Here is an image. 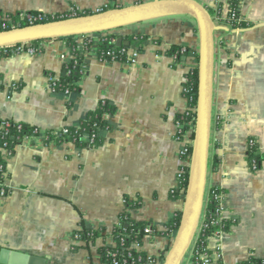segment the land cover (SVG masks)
<instances>
[{
    "label": "crops",
    "instance_id": "0c3cea01",
    "mask_svg": "<svg viewBox=\"0 0 264 264\" xmlns=\"http://www.w3.org/2000/svg\"><path fill=\"white\" fill-rule=\"evenodd\" d=\"M148 1L153 0H0V11H97L115 4L107 10L112 12ZM194 1L213 8L223 2L226 15V0ZM240 10L248 23L244 27L213 19L209 157L216 156L219 165L208 171L206 187L223 190L224 214L231 224L209 236L207 247L213 251L219 245L222 264L264 258V0H242ZM108 32L147 38L127 45L128 54L142 46L136 63H130L104 61L95 46L85 50L86 39L98 42L106 31L76 37L84 62L79 90L55 91L50 86L48 75H62L64 63L73 57L62 38L42 40V50L35 53L0 57L1 118L61 128L77 125L102 99L114 106V112L105 115L112 127L102 131L98 146L22 142L6 159L9 193L0 197V243L47 255L50 264H105L98 248L115 244L112 228L126 210L125 196L140 198V205L129 209L131 217L158 229L188 205L187 194L171 195L181 165L192 164V159H182L184 142L177 135V118L188 107L185 59L166 51L173 44L198 51L197 21L187 13L161 12ZM251 142L260 154L257 166L249 157ZM100 226L106 227L105 235L94 242L73 236L81 227ZM176 232L145 238L138 250L165 260ZM179 264H196L192 244Z\"/></svg>",
    "mask_w": 264,
    "mask_h": 264
},
{
    "label": "trees",
    "instance_id": "16d2710c",
    "mask_svg": "<svg viewBox=\"0 0 264 264\" xmlns=\"http://www.w3.org/2000/svg\"><path fill=\"white\" fill-rule=\"evenodd\" d=\"M241 1L242 0H226L227 11L225 17H223L224 3L217 2L216 7H210L204 5L210 16L215 19L219 18L220 22L230 23L233 27H244L248 25L247 21L241 18ZM115 4H108L103 6L97 11L93 10H81L73 7L63 13H46L39 10H31L33 12L41 13L42 18L39 22H51L65 20L69 18H77L92 15L98 12H104L109 9L115 8ZM26 25L22 23V26ZM103 35L98 42L94 40L86 39L85 50L90 47L95 46L98 51L100 59H107L108 61L118 60L122 62H128V56L126 50L127 45L118 46L116 43L111 41V38L122 36L127 39L130 43H135L137 40H143L147 38L146 34L136 33V34H122L108 32ZM101 33V32H94ZM87 36V34H79L72 36L60 37L67 41L68 46L71 48L73 57L69 62L64 63V73L60 75L57 79L51 81V88L55 91L70 92L73 90H79L78 80L84 73L83 66V53L77 47L76 37ZM44 39L34 40L31 43L34 47L40 51L42 46L40 42ZM138 44V43H136ZM18 44L1 46L0 47V57L10 56L19 52ZM138 51H141V45L138 46ZM181 47L180 45L173 44L166 51L167 54H173L176 50ZM109 53V54H108ZM186 59L184 65L186 67L185 71V81L184 86L187 89L188 107L192 108L194 113H196L197 104V93H198V51L190 46H188V51L186 52ZM180 55L178 58L181 59ZM114 106L107 99H102L98 102L97 106L89 110L87 114L80 119L77 125H68L67 132L63 131L61 128H45L42 129L36 125L22 122L20 130H16L15 126L11 127L12 132H16L21 137L25 134H35L49 136L45 139V143L49 144L51 142L61 143V142H72L77 146L83 147H94L98 146L103 141L102 131L104 129H109L112 127L111 123L106 118L107 113H113ZM2 119L0 117V123ZM221 125V124H217ZM88 135L86 138L85 135ZM191 139H194V131L190 135ZM3 138H0L2 141ZM11 144V143H10ZM249 157L251 160L256 161V166L260 161V154L256 152L255 142L249 143ZM193 155V145L191 143L187 144V150L181 155L184 161H191ZM219 165V160L216 156H210L208 160V171L217 169ZM181 172L178 176V183L174 190L171 192L173 197L186 196L188 193L190 185L191 176V166L190 163H184L180 167ZM223 192V190L217 186L206 187L204 194V205L202 209V218L198 226L195 238L192 242V261L196 264L204 263V259L200 256L202 254L207 255L211 259V250L207 247L208 237L211 236L217 227H222V230H228L231 224V220L228 218L223 219L218 224H214L217 219L216 209L218 207V200L215 199L214 195L216 192ZM126 210L120 213L119 221L112 228V236L115 244L113 245H101L98 251L101 256V260L105 264H154L147 262V254L143 250H138L132 248V250L123 249L126 246L131 245L133 242L143 244V236L147 233V229L150 227L154 228L155 235H170L172 231L177 230L180 226L183 211L178 210L170 218V220L165 224L164 229H158L152 222L147 220H135L131 217L129 209L136 208L140 205V198L133 199L129 196H125ZM106 231L105 226H100L96 228L92 227H81L74 231V234L78 235L80 240L87 242H94L97 237L104 236ZM129 252H131L129 254ZM149 258H155V256H150ZM116 260V261H115ZM115 261V262H114ZM218 264H222L221 259H218ZM242 264H264V258H258L251 256L244 261Z\"/></svg>",
    "mask_w": 264,
    "mask_h": 264
},
{
    "label": "water",
    "instance_id": "95a60500",
    "mask_svg": "<svg viewBox=\"0 0 264 264\" xmlns=\"http://www.w3.org/2000/svg\"><path fill=\"white\" fill-rule=\"evenodd\" d=\"M161 12H181L192 15L198 24V93L196 124L193 139L188 205L163 264H179L190 248L201 219L208 176V160L212 129V101L215 59L216 24L205 6L194 0H153L104 11L92 15L59 21L39 22L0 31V47L38 39L60 38L94 32H105L129 22ZM118 36L116 45H129ZM186 55L182 56L185 59ZM1 264H50L49 256L24 252L0 243Z\"/></svg>",
    "mask_w": 264,
    "mask_h": 264
},
{
    "label": "built area",
    "instance_id": "2783aa9c",
    "mask_svg": "<svg viewBox=\"0 0 264 264\" xmlns=\"http://www.w3.org/2000/svg\"><path fill=\"white\" fill-rule=\"evenodd\" d=\"M99 10V9H98ZM42 18L41 13H35L33 11L28 10H21L13 13H6L0 11V31L1 30H7L11 28H16L19 26H22V23H25L26 25H31L35 23H39L40 19ZM111 41L116 43L115 38H111ZM19 52H28V53H35L38 52V50L34 47V45L31 42H23L20 43L18 46ZM127 52V56L130 63H136L137 61V55L138 50L134 49L131 54H128V47L124 48ZM188 51V46L182 45L179 47L178 50H176L172 56L175 58H178L180 55H186V52ZM109 54V53H108ZM187 57V55H186ZM186 59V58H185ZM104 61H108L106 58L103 59ZM49 82L57 79L58 77L54 76L53 74L48 75ZM51 86V84H50ZM183 92L187 99V102L189 100L187 96V89L185 86H183ZM2 122L0 123V138L2 137L3 140L0 141V197L7 196L9 193V187H8V172L6 167V159L11 156L14 152L15 147L22 143V142H31V141H38L45 139H48L49 136L46 134L43 135H35V134H25L21 137L20 141V135H18L16 132H12L10 129L12 126L16 127V130H20L22 126L21 121H17L11 118H1ZM195 124H196V113H194L193 109L190 107H187L185 111L181 112L177 118V135L178 138H180L183 142V148L181 150V153H185L187 150V144L193 143V139L190 138V135L195 130ZM44 129V128H42ZM63 131L67 132V127H63ZM86 138H88V135H85ZM11 143V144H10ZM181 172V169L178 172V176ZM215 199L218 200V207L216 209V215L217 219L214 222V224H218L223 219L227 218L225 216V208L223 206V200H224V192H216L214 195ZM147 233L143 236V238H148L154 236V228L148 226ZM222 230V227L215 228L213 234L218 235L220 231ZM212 234V235H213ZM75 239H79L77 234L73 235ZM140 246L139 243L133 242L131 245L124 247L123 249L132 250V248L138 249ZM131 252H129L130 254ZM211 259L207 257V255L202 254L200 257L204 259L205 264H218V259L221 258V251L219 245L211 251ZM147 257V262H151L154 264H163L164 260L161 258H149ZM216 258V260H215ZM116 261V260H115ZM114 261V262H115ZM238 264H242V262H239Z\"/></svg>",
    "mask_w": 264,
    "mask_h": 264
},
{
    "label": "rangeland",
    "instance_id": "374dc122",
    "mask_svg": "<svg viewBox=\"0 0 264 264\" xmlns=\"http://www.w3.org/2000/svg\"><path fill=\"white\" fill-rule=\"evenodd\" d=\"M188 251H189V249H188ZM188 251L186 252V254H185V255H187ZM185 255H184V257H185Z\"/></svg>",
    "mask_w": 264,
    "mask_h": 264
}]
</instances>
